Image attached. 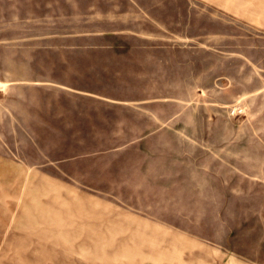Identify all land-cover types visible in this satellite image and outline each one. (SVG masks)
I'll return each instance as SVG.
<instances>
[{
  "label": "rangeland",
  "instance_id": "1",
  "mask_svg": "<svg viewBox=\"0 0 264 264\" xmlns=\"http://www.w3.org/2000/svg\"><path fill=\"white\" fill-rule=\"evenodd\" d=\"M0 264H264V0H0Z\"/></svg>",
  "mask_w": 264,
  "mask_h": 264
},
{
  "label": "crops",
  "instance_id": "2",
  "mask_svg": "<svg viewBox=\"0 0 264 264\" xmlns=\"http://www.w3.org/2000/svg\"><path fill=\"white\" fill-rule=\"evenodd\" d=\"M51 79H53V78H51ZM50 83H51V86L48 87V89L51 91V92H49L51 95H50L48 107H52V108L53 107H63V103L57 104V103H55L56 101L54 102V100H57V99H54V98L56 96H58V95L63 94V93H67V94L71 93V94L74 95L73 97H76L79 94L84 93L83 90L73 89L72 88L73 86L58 84V83H54V82H50ZM64 90H67V91H64ZM57 101H60V100H57ZM60 102H62V101H60ZM66 106H68L67 103H66ZM61 109H63V108H61ZM60 116H63L64 118H66V116L64 115L63 111H61Z\"/></svg>",
  "mask_w": 264,
  "mask_h": 264
}]
</instances>
